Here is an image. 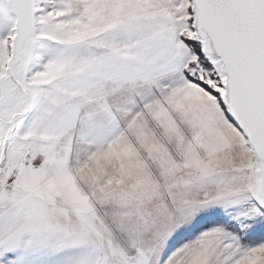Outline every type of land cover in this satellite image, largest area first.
Instances as JSON below:
<instances>
[{
    "label": "snow or ice",
    "instance_id": "6c2138e0",
    "mask_svg": "<svg viewBox=\"0 0 264 264\" xmlns=\"http://www.w3.org/2000/svg\"><path fill=\"white\" fill-rule=\"evenodd\" d=\"M0 264H264V0H0Z\"/></svg>",
    "mask_w": 264,
    "mask_h": 264
}]
</instances>
